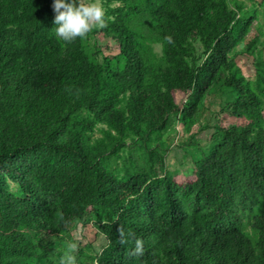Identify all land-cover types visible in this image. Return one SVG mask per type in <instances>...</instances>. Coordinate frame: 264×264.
Instances as JSON below:
<instances>
[{
    "label": "trees",
    "instance_id": "1",
    "mask_svg": "<svg viewBox=\"0 0 264 264\" xmlns=\"http://www.w3.org/2000/svg\"><path fill=\"white\" fill-rule=\"evenodd\" d=\"M101 1L115 57L57 37L53 0H0V264H38L93 208L111 220L96 224L107 245L88 264H264V128L220 127L185 184L155 162L120 177L105 160L174 115L198 119L214 85L235 92L225 108L235 117L262 114L230 57L242 43L256 50L255 13L229 0ZM140 24L160 60L138 42Z\"/></svg>",
    "mask_w": 264,
    "mask_h": 264
},
{
    "label": "rangeland",
    "instance_id": "2",
    "mask_svg": "<svg viewBox=\"0 0 264 264\" xmlns=\"http://www.w3.org/2000/svg\"><path fill=\"white\" fill-rule=\"evenodd\" d=\"M244 5L250 13H255L252 20L249 39H256L255 48L247 49L245 43L238 45L230 57L242 70L245 78L258 92L264 101V84L257 78L255 63L260 53L264 57V0H229ZM102 4V1L100 0ZM106 26L94 27L83 37V46L91 55L100 53V57H115L119 50L111 39V23L105 17ZM138 42L149 55L157 60L162 57V46L152 36L148 27L138 25ZM179 104L185 103V94L177 93ZM236 98L233 90H227L222 84L214 85L204 100L201 114L196 120L185 119L180 113L170 118L167 129L154 134L146 143L134 139H125L114 153H107L106 166L120 177H125L136 167L153 166L160 174H167L177 183L185 184L195 178L199 162L208 154L213 137L220 127L229 124L247 126L252 131L264 128V111L260 115L235 117L225 108ZM103 127H97L95 138H102ZM159 158L162 161H159ZM14 188V185H11ZM110 217L99 208L90 209L86 217L74 221L61 240L49 243L35 258L38 264H61L67 256L75 258V264H88L107 245V240L98 232L96 224L109 222ZM245 229L250 231V219L244 222ZM75 244V249L70 245ZM88 257V258H87Z\"/></svg>",
    "mask_w": 264,
    "mask_h": 264
},
{
    "label": "clouds",
    "instance_id": "3",
    "mask_svg": "<svg viewBox=\"0 0 264 264\" xmlns=\"http://www.w3.org/2000/svg\"><path fill=\"white\" fill-rule=\"evenodd\" d=\"M52 9L55 13L52 31L68 43L86 36L96 26H106L105 9L100 0H53ZM75 247L70 245L72 249ZM61 264H75V258L69 255Z\"/></svg>",
    "mask_w": 264,
    "mask_h": 264
}]
</instances>
